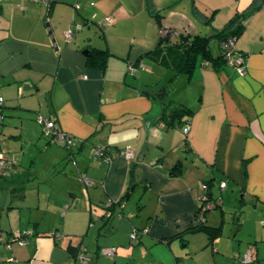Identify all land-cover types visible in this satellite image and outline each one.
<instances>
[{
    "label": "crops",
    "instance_id": "1",
    "mask_svg": "<svg viewBox=\"0 0 264 264\" xmlns=\"http://www.w3.org/2000/svg\"><path fill=\"white\" fill-rule=\"evenodd\" d=\"M237 14L241 67L199 64L190 79L171 80L153 57L162 26L207 37L217 57L215 34ZM108 15L117 23L102 31ZM86 50L111 55L100 67ZM157 92L192 111L183 127L158 122ZM0 97V264H202L190 247L202 232L190 229L204 184L220 200L206 226L222 229L226 209L236 208L256 224L247 240L235 235L240 216L232 240L200 237L210 247L205 264L223 256L243 264L247 251L251 264H264V0H5ZM38 118L54 120L72 144L48 143ZM98 147L107 153L93 155ZM127 148L132 159L116 156ZM109 202L115 217L105 222Z\"/></svg>",
    "mask_w": 264,
    "mask_h": 264
},
{
    "label": "trees",
    "instance_id": "2",
    "mask_svg": "<svg viewBox=\"0 0 264 264\" xmlns=\"http://www.w3.org/2000/svg\"><path fill=\"white\" fill-rule=\"evenodd\" d=\"M244 15L237 14L233 17L230 22L223 28L222 31H219L215 34V37L219 41V48L220 52L217 57H213L208 46V38L203 37L200 35H190L186 32L177 31L171 27H161L164 31V35H159V45L156 50L155 55L153 57L155 59L160 60V64L164 65L168 68L172 73L173 78H176L180 74L185 75L187 79H190L191 75L193 74L197 65L201 64L202 66L208 67L211 65L212 68L218 70L224 66L229 65L228 60L226 59L225 55L223 54L222 46L223 43L228 38H237L243 31L244 27ZM110 52L107 50H97L93 54H89L88 63L95 64L98 63L100 67H105L106 62L110 56ZM230 55L234 58L237 55V52L234 49L230 51ZM162 105V115L160 116L158 122L162 121L166 127H183L182 123H185L184 117L191 116L192 111H190L187 107L178 104L164 102L163 98H157ZM3 106L0 108V116L1 110ZM1 118V117H0ZM2 120V118L0 119ZM1 121H0V128H1ZM42 133V131H41ZM43 136V135H42ZM50 141H48L49 143ZM107 153V152H105ZM110 153V152H109ZM111 154V153H110ZM180 168L179 165H176L175 169ZM129 197V194L126 193L122 200H125ZM210 200L212 202H216L217 198H212ZM118 201L117 204H119ZM110 206H108L106 212L104 213V220L105 222L110 221L107 218V213H109V208L116 204L114 202H109ZM220 208V204L215 206V211ZM202 207L198 209L196 213L195 220H194V227L190 229V232H205L208 236V240L211 242L216 236L221 235V227L212 228L206 226L203 222V219H198L200 216V210ZM118 216V215H116ZM120 216V215H119ZM118 216V217H119ZM205 217L203 213V218ZM240 225V223H237ZM42 235V234H39ZM44 235V234H43ZM48 237L53 236V233H47ZM19 238H21L19 236ZM18 238V239H19Z\"/></svg>",
    "mask_w": 264,
    "mask_h": 264
},
{
    "label": "built area",
    "instance_id": "3",
    "mask_svg": "<svg viewBox=\"0 0 264 264\" xmlns=\"http://www.w3.org/2000/svg\"><path fill=\"white\" fill-rule=\"evenodd\" d=\"M3 1H5V0H0V3ZM16 1H23V0H16ZM33 1H42V0H33ZM116 23H117V19L112 15H108V16H105L101 20V22L98 24V26L101 29H105L108 27L115 26ZM79 29H80L79 26H74L73 29L67 31L65 33L66 39L68 41L70 39H72L74 32L78 31ZM159 35H164V31L162 29H160ZM235 43H236L235 38H228L223 43L222 50H223V52H224L223 54L225 55L229 64L241 67L242 63H243L242 59L235 61L234 58H232V56L230 55V51L235 48ZM140 68L143 69L142 65H140ZM3 103H4L3 98L0 97V108L3 106ZM37 120H38V123L41 125L42 135L48 141L53 142V143H64V144H66V146H69L72 144L71 137L69 135H67L66 133H64L59 128L58 124L54 120H51L48 118H38ZM188 130H189L188 126H185L183 131L185 134H187ZM99 147L93 149V155H95V154L99 155V156L104 155V153H105L104 149H100ZM116 156L125 158L126 160H130L133 158V152L129 148H127L124 151L117 152ZM0 167H2V164ZM218 185H219L220 189H224L226 187L225 182H220ZM200 200L202 203V209L200 210V217H202L203 213L207 212V210L215 209V206L220 204L219 200H217L215 203L209 200L208 186L206 184H204L202 186V194H201ZM108 206H110V204H108ZM134 231H136V230H134ZM147 232H148V230H143L140 233H147ZM136 239H137V234H136V232H134L131 234L130 240H131V242H134V241H136ZM2 242L5 243V241H2ZM16 242L19 245H25L26 244L25 240H23L22 238L17 239ZM115 251H116L115 248H111V249L105 251L104 254L106 256H112V255H114ZM251 261H252L251 252L250 251L245 252V255H244L243 260H242L243 264H250Z\"/></svg>",
    "mask_w": 264,
    "mask_h": 264
},
{
    "label": "rangeland",
    "instance_id": "4",
    "mask_svg": "<svg viewBox=\"0 0 264 264\" xmlns=\"http://www.w3.org/2000/svg\"><path fill=\"white\" fill-rule=\"evenodd\" d=\"M97 30V32H98V30L99 29H96ZM99 31H101V30H99ZM103 31V30H102ZM155 74V73H154ZM172 75V74H171ZM171 75L169 76H166L165 77V79H164V84H168V80H169V78L171 77ZM166 82V83H165ZM169 83H171V82H169ZM175 84V83H174ZM156 85H159V83H157ZM174 87V85L173 84H170V88H173ZM159 92V91H158ZM157 92V93H158ZM0 141H2V139L0 140ZM10 153V152H9ZM25 187L28 185V182H25ZM217 185V184H216ZM28 189H30V188H28ZM30 192L31 191H29V192H27V195H29L30 194ZM138 200V199H137ZM136 200V201H137ZM136 201H131L132 202V204H133V202L136 204ZM226 214H224L223 216V226H222V234H221V239L220 238H218V240H220V241H226V240H232L233 239V237L236 235V237L237 238H240V237H246V240L248 239V237H250L251 236V232L252 231H254L255 230V228H256V224H255V222H254V220H253V215H250L249 216V214L250 213H248L247 211H244L243 212V210H241V208H240V212H238L237 211V208H236V210H235V213H234V211L233 210H227L226 209ZM210 213V214H209ZM208 213V215H207V221L208 222H210L211 224L212 223H214V222H212V220H213V218H212V214L214 215V213L211 211V212H209ZM212 213V214H211ZM207 214V213H206ZM236 214V215H235ZM237 216H240V221H241V226L239 227V230L236 232V234L233 236V232H234V230H233V222L235 221V219H236V217ZM215 223H218L217 221L215 222ZM84 234H86V230H85V232H84ZM83 234V235H84ZM205 232H202V233H198V234H194V235H191V236H194V237H191L192 238V241H191V243H190V247L191 248H194V251H197L198 253H200V255H201V261H202V264H205L206 263V260L208 261V260H210V258H208V259H206L207 257H206V254H204L203 255V253L207 250V248L209 247V246H207V244H202V245H200L199 246V243H201L200 241H199V238L201 237V238H203V240L205 241V242H207L206 241V236H205ZM207 235V234H206ZM105 236H107V234L105 235ZM196 236V237H195ZM199 236V237H198ZM233 236V237H232ZM90 241V240H89ZM252 241H253V239H252ZM236 243H235V245L237 246V245H240L241 243H238V241H235ZM78 243H76V244H74V245H77ZM223 245V248L226 250V252L228 251V249H230L231 250V247H226L225 245H224V243H222ZM230 246V245H229ZM250 246H252L251 245V242H247V248L248 247H250ZM242 247L244 248L245 247V242L244 241H242ZM258 250H260L258 253H259V255H263L264 254V246H259L258 247ZM207 252H209V254H211L210 253V247H209V249H208V251ZM102 257V256H101ZM105 256H103L102 257V259L104 260L105 258H107V257H105ZM101 259V260H102ZM223 260H224V262L225 263H227V264H231V262H232V260L230 259V260H228V258L226 257V256H223ZM225 263H223V264H225ZM208 264H215V262H213V263H210V262H208ZM235 264H242L241 263V261H238V263H235ZM255 264H258V262L257 263H255Z\"/></svg>",
    "mask_w": 264,
    "mask_h": 264
},
{
    "label": "water",
    "instance_id": "5",
    "mask_svg": "<svg viewBox=\"0 0 264 264\" xmlns=\"http://www.w3.org/2000/svg\"><path fill=\"white\" fill-rule=\"evenodd\" d=\"M81 29V28H80ZM79 29V30H80ZM83 54H90V52L88 51V50H86ZM163 92H165V90H163ZM160 93V92H159ZM159 93H157L156 95H157V98L159 97V98H163V95L162 94H159ZM208 194H209V191H208ZM211 211H215L214 209H211V210H207V212L206 213H209V212H211ZM113 214H111V212L109 211V213H107V218H109L110 220H112L115 216H112ZM203 222H205V221H203Z\"/></svg>",
    "mask_w": 264,
    "mask_h": 264
},
{
    "label": "bare ground",
    "instance_id": "6",
    "mask_svg": "<svg viewBox=\"0 0 264 264\" xmlns=\"http://www.w3.org/2000/svg\"><path fill=\"white\" fill-rule=\"evenodd\" d=\"M98 27H99V26H98ZM100 29H101V28H100ZM101 30H104V29H101ZM208 196H210V195L208 194ZM209 200H210V197H209ZM210 201H211V200H210ZM219 203H220V200H219ZM200 207H202V203H201V206H200ZM200 207H199V208H200ZM199 208H198V209H199ZM197 212H198V211H197ZM204 215H206V212L204 213ZM198 219H203V221H205V217L203 218V215H202V217L199 216ZM15 242H16V241H15ZM251 263H252V261H251ZM251 263H250V264H251Z\"/></svg>",
    "mask_w": 264,
    "mask_h": 264
},
{
    "label": "clouds",
    "instance_id": "7",
    "mask_svg": "<svg viewBox=\"0 0 264 264\" xmlns=\"http://www.w3.org/2000/svg\"><path fill=\"white\" fill-rule=\"evenodd\" d=\"M109 143H114V141L113 140H110Z\"/></svg>",
    "mask_w": 264,
    "mask_h": 264
}]
</instances>
